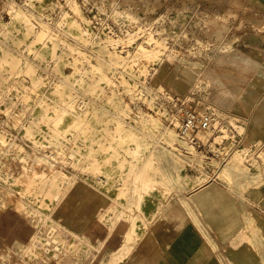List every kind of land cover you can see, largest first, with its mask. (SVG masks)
Instances as JSON below:
<instances>
[{"label": "rangeland", "instance_id": "obj_1", "mask_svg": "<svg viewBox=\"0 0 264 264\" xmlns=\"http://www.w3.org/2000/svg\"><path fill=\"white\" fill-rule=\"evenodd\" d=\"M247 2L0 0V216L23 202L48 213L73 183L102 181L137 228L144 201L157 210L208 182L262 179L264 152L203 78L243 38L264 39L242 26ZM210 108L217 131L186 138L184 112ZM19 248L34 257L35 241Z\"/></svg>", "mask_w": 264, "mask_h": 264}, {"label": "crops", "instance_id": "obj_2", "mask_svg": "<svg viewBox=\"0 0 264 264\" xmlns=\"http://www.w3.org/2000/svg\"><path fill=\"white\" fill-rule=\"evenodd\" d=\"M247 1L242 26L262 29L264 0ZM203 78L210 101L242 121L247 142L264 152V39L243 38L215 56ZM116 196L102 181L99 188L79 181L48 213L38 202L11 207L0 216V264H264V177L247 178L244 190L206 183L157 210L141 201L147 209L131 216L147 220L137 228L115 216ZM32 241L28 258L19 247Z\"/></svg>", "mask_w": 264, "mask_h": 264}, {"label": "built area", "instance_id": "obj_3", "mask_svg": "<svg viewBox=\"0 0 264 264\" xmlns=\"http://www.w3.org/2000/svg\"><path fill=\"white\" fill-rule=\"evenodd\" d=\"M218 119L215 112L210 108L203 111L188 109L184 112L180 131L186 138L194 140L192 134L196 131L214 133L217 131ZM210 183V182H208Z\"/></svg>", "mask_w": 264, "mask_h": 264}]
</instances>
